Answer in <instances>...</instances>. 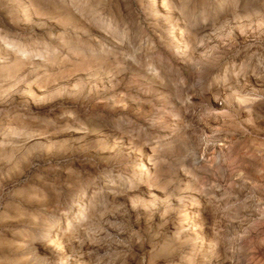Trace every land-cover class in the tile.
I'll list each match as a JSON object with an SVG mask.
<instances>
[{
    "label": "rangeland",
    "instance_id": "374dc122",
    "mask_svg": "<svg viewBox=\"0 0 264 264\" xmlns=\"http://www.w3.org/2000/svg\"><path fill=\"white\" fill-rule=\"evenodd\" d=\"M0 264H264V0H0Z\"/></svg>",
    "mask_w": 264,
    "mask_h": 264
}]
</instances>
